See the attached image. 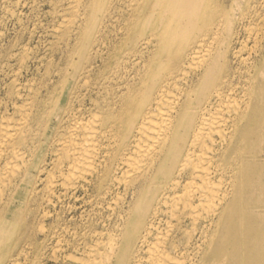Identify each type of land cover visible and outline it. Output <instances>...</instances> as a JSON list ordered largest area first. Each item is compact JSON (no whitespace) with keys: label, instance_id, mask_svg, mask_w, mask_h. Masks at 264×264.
I'll return each instance as SVG.
<instances>
[{"label":"bare ground","instance_id":"bare-ground-1","mask_svg":"<svg viewBox=\"0 0 264 264\" xmlns=\"http://www.w3.org/2000/svg\"><path fill=\"white\" fill-rule=\"evenodd\" d=\"M40 1L0 17L21 27L0 69V264H264V0L242 33L217 17L179 43L146 0H47L31 26Z\"/></svg>","mask_w":264,"mask_h":264},{"label":"rangeland","instance_id":"rangeland-1","mask_svg":"<svg viewBox=\"0 0 264 264\" xmlns=\"http://www.w3.org/2000/svg\"><path fill=\"white\" fill-rule=\"evenodd\" d=\"M253 1H256L259 5L262 3L261 0H146L148 6L146 14L150 17L149 19H153L154 22L159 23L164 29L161 30L162 37L168 39L171 37L172 40L179 43L180 33L185 31L187 26H191L193 30H197V27L200 25L212 23L217 17H222L220 20L225 22L227 28H232L234 32L239 31L242 33L243 25L248 19H243L241 16L248 9V2ZM46 3L47 0H42L38 4V10L36 9L37 11H35L36 14L40 13V16L35 15V17L32 18L31 26L34 23V19H44L43 12L49 9ZM123 3L126 4V2L121 1L120 5L129 9L127 5L123 6ZM19 11L30 16V9L27 6L20 7ZM4 12V0H0V17H2ZM142 15H145V13H142ZM129 16H133V11L123 15V18L125 19ZM122 22V16L115 17L108 22L109 30L112 31V36L116 32V28L120 27ZM172 26L176 27L173 28ZM20 32V25L16 24L14 21L0 20V69L10 48H13L14 51L19 49L18 45L15 46V42L16 34ZM26 40L27 38L23 39L21 42H26ZM38 40L39 38L34 39L31 44L36 43ZM39 41L43 43L45 39H40ZM170 48H173V43L170 45ZM231 53L232 50H228V56L230 54L228 59H231L228 63L234 70L239 67V64L234 60L233 55L231 57ZM252 167L254 169L252 173L259 174L264 171V165L258 166V164H253ZM51 263L54 264L53 262Z\"/></svg>","mask_w":264,"mask_h":264}]
</instances>
